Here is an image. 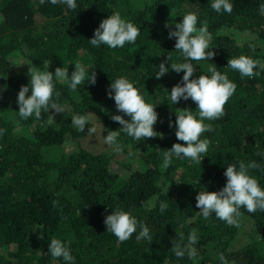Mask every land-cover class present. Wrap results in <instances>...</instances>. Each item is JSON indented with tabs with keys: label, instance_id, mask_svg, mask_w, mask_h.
<instances>
[{
	"label": "trees",
	"instance_id": "16d2710c",
	"mask_svg": "<svg viewBox=\"0 0 264 264\" xmlns=\"http://www.w3.org/2000/svg\"><path fill=\"white\" fill-rule=\"evenodd\" d=\"M77 2L75 11H66L63 5L40 0H0V129L4 130L0 135V264H63L48 254L52 238L69 243L76 264H219V252L228 264H264V211L241 209L239 226H229L214 218L204 220L195 200L200 185L219 191L226 183L225 166L240 160L259 165L251 174L264 185V72L241 78L227 68L228 59L240 54L264 63L261 0H233L231 14L214 12L211 0ZM189 10L198 13L212 34L215 56L209 62L226 72L237 88L224 106V115L206 121L212 130L203 137L211 143L201 164L189 165L174 157L164 169L163 151L183 143L169 121L174 124L178 109L195 110L196 105L189 99L173 106L166 99L164 90L170 93L183 72L170 69L160 79L155 73L161 61L170 66L168 56L172 62L178 57L175 39L169 38L165 25L179 22V14ZM113 11L140 28L136 43L114 50L93 48L88 40ZM225 30L230 35L223 34ZM22 59L41 69L48 60L50 71L65 66L69 74L73 62H79L89 73L95 69L96 83L80 86L76 93L57 84L61 93L57 102L65 106V113L49 124V112H42L39 120L34 116L23 120L16 101L21 86L30 81L29 65L11 64ZM209 62H198L201 68L196 65L194 76L215 66ZM122 74L136 83L148 103L156 105L157 136L134 142L122 134L124 153L116 158L118 154L106 146L92 151L79 143L88 126L78 132L71 126V116L94 114L104 125L98 126L102 137L120 128L111 116L122 113L108 91L111 80ZM129 150L139 152L140 158L130 161ZM163 200L168 208L161 213ZM116 207L143 221L151 230L152 243L138 241L136 233L120 242L106 232L104 219ZM192 230L199 237L197 257H175L173 243L180 241L181 234L186 239Z\"/></svg>",
	"mask_w": 264,
	"mask_h": 264
},
{
	"label": "clouds",
	"instance_id": "9594fccd",
	"mask_svg": "<svg viewBox=\"0 0 264 264\" xmlns=\"http://www.w3.org/2000/svg\"><path fill=\"white\" fill-rule=\"evenodd\" d=\"M41 4L63 5L66 11H75L78 8L77 0H40ZM210 8L216 13L231 14L233 11V0H211ZM259 14L264 16V0L259 4ZM182 18L179 22L166 24L169 28L168 36L175 39V51L178 53L176 62H172L170 56V66H165V61H161L155 78L160 79L166 73L174 70L177 74L183 72L179 83L167 92V101L171 105H177L181 100L191 99L195 105V110L178 109L176 119L173 124L169 121V126L174 127L175 136L178 141L170 149L162 153V167L168 169L173 158L185 160L189 165L201 164L202 159L208 156L211 141L203 134L212 130L210 123L224 115V106L234 95L237 85L231 80L226 72L218 70L214 63L209 61L215 56L212 51V34L209 32L205 21L199 19L196 11H186L179 14ZM3 18L0 17V22ZM174 24V28L172 27ZM225 35L230 32L225 30ZM140 35V28L131 20L122 16L120 11H113L107 18L103 19L95 29L93 38L88 40L93 48L107 46L109 49L123 48L125 45H134ZM200 61H207L210 65L207 71L194 76L197 72L196 65ZM51 61L44 60L42 69L32 66L26 60L12 61L13 65H29L28 75L30 81L28 85L21 86L17 94L18 115L21 119L27 120L35 117L41 118L42 112L48 113L49 109H54L57 113H65V106L57 102L60 91L57 84H64L70 92H78L80 86L85 84L94 85L96 83L95 69L90 73L88 69L79 62H73L74 70L69 74L68 67H57L55 72L49 70ZM197 62V63H193ZM227 68L240 74L241 78H252L264 72V63L257 59L240 54L228 59ZM109 98L114 99L118 112L122 113L111 116V119L121 125L117 130H110L103 136V144L112 152L124 153V146L121 143V135L131 138L134 142H140L147 138L157 136L154 125L158 120L156 105L148 103L141 93L136 83L127 75H118L111 80L108 91ZM163 103V102H161ZM94 114L74 113L71 116V126L78 132L83 133L87 127V137L91 138L97 134L98 126L103 125L99 120L93 119ZM96 116V115H95ZM127 117V119H125ZM104 126V125H103ZM0 129V135L3 134ZM131 149V145L128 146ZM127 158L135 161L140 158L139 152L129 150ZM255 161L245 163L240 160L229 163L225 166L223 175L226 177L225 185L219 191H208L206 186L200 185V190L195 197L198 213L204 220L214 218L224 222L229 226H239L242 216L241 209L247 213H255L258 210L264 211V185L251 174L252 169L258 168ZM190 184V183H189ZM169 185V184H168ZM168 185L165 188L167 195ZM194 187L199 185L192 184ZM156 204L153 203V207ZM168 208V201H159V211L164 213ZM106 232L111 233L118 241L129 240L134 233L136 239L145 240L152 243L153 236L150 228L139 220L130 211L123 208H112L111 214L104 219ZM199 237L195 230L188 233L185 239L181 234L179 242H174L172 251L175 257L183 259H195L198 255L197 245ZM48 254L54 261L62 260L63 264H76L72 255L69 243L58 238H52L48 245ZM219 264H228L227 258L222 252L217 254Z\"/></svg>",
	"mask_w": 264,
	"mask_h": 264
},
{
	"label": "rangeland",
	"instance_id": "374dc122",
	"mask_svg": "<svg viewBox=\"0 0 264 264\" xmlns=\"http://www.w3.org/2000/svg\"><path fill=\"white\" fill-rule=\"evenodd\" d=\"M59 114L60 113H57L54 109H49V117L50 118L47 121V124L51 123V120H53ZM94 120H96V119H94ZM35 126H36V124L34 125V127ZM79 143H82V145L85 148L92 150V151H94V150L102 151L105 147L103 144V137H102V134H101L99 127H98V131H97L96 136H95V134H93L91 138L87 137V129H86V132H85L83 138H81L79 140ZM116 158H120L119 154L116 156Z\"/></svg>",
	"mask_w": 264,
	"mask_h": 264
}]
</instances>
